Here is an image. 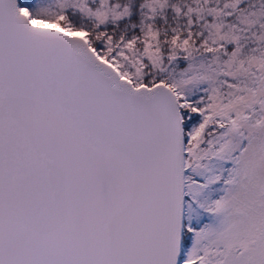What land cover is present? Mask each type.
<instances>
[{
  "label": "snow or ice",
  "instance_id": "1",
  "mask_svg": "<svg viewBox=\"0 0 264 264\" xmlns=\"http://www.w3.org/2000/svg\"><path fill=\"white\" fill-rule=\"evenodd\" d=\"M0 264H264V0H0Z\"/></svg>",
  "mask_w": 264,
  "mask_h": 264
}]
</instances>
